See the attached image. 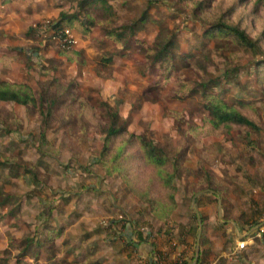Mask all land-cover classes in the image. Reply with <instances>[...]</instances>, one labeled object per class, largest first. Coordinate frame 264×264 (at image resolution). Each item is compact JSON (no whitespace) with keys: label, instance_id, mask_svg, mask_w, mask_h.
I'll return each mask as SVG.
<instances>
[{"label":"rangeland","instance_id":"1","mask_svg":"<svg viewBox=\"0 0 264 264\" xmlns=\"http://www.w3.org/2000/svg\"><path fill=\"white\" fill-rule=\"evenodd\" d=\"M9 1L15 10L4 15ZM107 1L117 23L143 6V0H130L136 3L129 1L130 9L128 0ZM76 7V0H0V80L26 83L37 98L28 106L0 101V160L8 164L0 169V260L47 263L42 255L36 260L33 243L25 255L16 241L53 229L55 264H181L184 255L194 257L199 217L201 262L195 264H264V89L253 60L258 53L229 51L211 41L199 71L181 63L184 54L195 62L200 51L192 31L184 29L177 33L175 60L147 67L137 47L120 52L97 24L85 32L66 26L75 42L65 47L54 22L58 11ZM248 7L243 2L240 9L246 13ZM188 12L177 0H159L149 7L152 23L141 35L154 37V20L194 25L200 33L202 25ZM261 25L256 13L251 29ZM225 69H234L235 79L223 77ZM202 79H211L208 91L226 102H249L244 111L256 127H210L195 84ZM150 85L157 88L143 93ZM102 101L126 119L128 131L179 159L172 201L167 190L150 187L151 197L163 193L161 218L127 184L125 177L135 183L134 167L128 165L124 177L106 172L109 162L104 160V169L95 162L104 137ZM135 166L141 176L153 174L142 162ZM210 182L215 192L201 189ZM236 219L239 227L251 222L237 228L239 237L231 225ZM247 235H254L252 241L237 249L235 242Z\"/></svg>","mask_w":264,"mask_h":264},{"label":"trees","instance_id":"2","mask_svg":"<svg viewBox=\"0 0 264 264\" xmlns=\"http://www.w3.org/2000/svg\"><path fill=\"white\" fill-rule=\"evenodd\" d=\"M76 1L77 7L74 12L58 11V18L54 22L57 28L64 25L85 32L89 31L94 24L100 25L106 41H112L120 52H128L132 46L137 47V50L143 56L144 63L146 66L149 64V67H152L155 63L163 62L165 59L175 60V50L179 47L177 33L179 30L188 29L192 31L195 39L198 40L194 48H200V51L195 58V62L190 61L188 54H184L180 56L181 63L201 71L203 61L209 55L208 45L211 41L214 42L215 46L222 47L223 45L233 52H256L258 54L253 58L256 82L264 89V47L262 46V41H264V0H177L194 16L195 22L202 25L200 33L197 32L194 25L186 28V25L173 23L172 26H169L162 20H154L157 25V32H155L153 38L141 35V29L152 23L149 7L159 0H143V6L139 12L132 14L130 18L123 19L121 23L116 22L117 14L107 0ZM129 1L126 4L127 9L136 5L133 1V3L130 1L131 6L128 5ZM243 2L249 4L246 13H243L240 9ZM225 3L228 4L223 6ZM97 10L100 11L99 14H96ZM256 13L261 16L262 25L257 32H254V28L251 29V22L254 20ZM74 52L78 53L77 51ZM109 58H103L102 60L110 61ZM233 70L225 69L222 76L235 79ZM195 84L199 86L203 96V105L208 114L207 123L210 127L218 128L221 125L228 126L233 123L249 128L256 127L244 111L251 108L249 102L238 98L232 102H226L221 97L211 94L208 91L209 87L213 85L211 79H202ZM156 88V85L147 86L144 88L143 93ZM0 101L14 102L23 106L37 104V98L30 85L11 83L5 80H0ZM54 101L55 99L52 100V102ZM99 108L102 109L104 116V121L101 124L104 137L100 154L95 158V162L103 169L106 167L104 160L109 162L111 169L107 167L106 172L115 171L122 176H124L125 171L129 170L128 165L131 168L134 167L137 171L135 183L130 181L129 177L124 176L127 184L135 194L149 204L153 216L161 218L158 208L162 205L163 193L158 190V195L151 197L149 191L151 188L157 190L160 187V189L167 190L169 201L173 200L175 188L173 180L180 167L179 159L168 155L152 140L144 139L142 136L128 131L126 119L109 103L102 101ZM50 113L51 109L49 107L45 113V122ZM117 140L121 141L120 144H116ZM133 159H135L134 162ZM136 161L148 165L153 174L141 176L142 174L135 166ZM6 165H8L6 160H0V169ZM25 173L32 174L33 177L37 175L34 169L28 167H25ZM210 184L211 182L201 187V189L215 192ZM147 188L148 192L146 193ZM140 190L144 192L140 193ZM49 208V213H51L54 206ZM53 231V229H47L46 232L41 230L37 236L25 235L16 241L17 247L27 255L29 254V246L33 243L37 248L36 260L41 258L42 255V258L47 262L45 264H55L57 257L54 256L55 253L51 254L50 252L54 239ZM139 240L143 241V238ZM199 257L197 262L200 261ZM192 259L193 256L190 257V260ZM190 260L183 258L181 264H189ZM74 263L73 261H66V259L59 260V264ZM0 264H8V262L0 260ZM146 264L156 263L154 260L148 259Z\"/></svg>","mask_w":264,"mask_h":264},{"label":"built area","instance_id":"3","mask_svg":"<svg viewBox=\"0 0 264 264\" xmlns=\"http://www.w3.org/2000/svg\"><path fill=\"white\" fill-rule=\"evenodd\" d=\"M69 29L66 28V26H60L58 28H56V30L54 31L55 33V36L59 37V41L61 42L62 41V45H64L65 47H69L70 46V43H74L75 42V39H72L71 37H73L69 31ZM255 234H259V231H256L255 230ZM254 234V235H255ZM254 235H247L248 237L247 238H241L239 240H237L235 242V245H236V248L237 249H241L244 247V245L248 244L250 241H252V238L251 236H254Z\"/></svg>","mask_w":264,"mask_h":264},{"label":"crops","instance_id":"4","mask_svg":"<svg viewBox=\"0 0 264 264\" xmlns=\"http://www.w3.org/2000/svg\"><path fill=\"white\" fill-rule=\"evenodd\" d=\"M12 1H9L5 6V13L6 14H4V15H8V14H10V13H12V10H15L14 8V6H13V4L11 3ZM3 15V16H4ZM201 192V191H200ZM243 224L242 225H240V227H239V223L237 222V219L235 220V221H232L231 222V225H232V227L235 229L234 230V233L237 235V237H239V233L237 232V228L238 229H240L241 230V227L243 226V227H247L246 225H250V223L251 222H248V221H246V222H242ZM246 223H248V224H246ZM235 241H234V239H233V241H232V243H234ZM144 247H145V244L143 245ZM184 259H187L188 260V256H186V255H184Z\"/></svg>","mask_w":264,"mask_h":264},{"label":"water","instance_id":"5","mask_svg":"<svg viewBox=\"0 0 264 264\" xmlns=\"http://www.w3.org/2000/svg\"><path fill=\"white\" fill-rule=\"evenodd\" d=\"M198 223H199V229H198L196 239H195V249H194V257H193L192 264H195L197 262L199 251H200L199 250V243H200L199 240H200L202 228H201V220L199 217H198Z\"/></svg>","mask_w":264,"mask_h":264}]
</instances>
